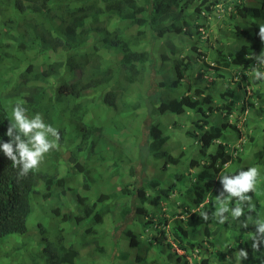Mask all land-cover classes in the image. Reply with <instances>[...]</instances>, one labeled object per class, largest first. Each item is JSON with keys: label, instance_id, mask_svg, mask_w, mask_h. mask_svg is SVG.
<instances>
[{"label": "trees", "instance_id": "16d2710c", "mask_svg": "<svg viewBox=\"0 0 264 264\" xmlns=\"http://www.w3.org/2000/svg\"><path fill=\"white\" fill-rule=\"evenodd\" d=\"M218 1L239 6V17L249 15L254 25L224 19L223 30L217 33L219 25L212 22V10ZM237 1L141 0L140 6L138 0H0V239L27 235L33 205L41 202V213H33L37 244L43 246L52 264H81L76 248L60 242L53 245L45 229L51 212L59 216L60 210L50 204L53 199L65 204L71 201L76 202L79 211L64 214L61 220L74 222L80 228L76 227L90 256L102 253L112 244L123 264H159L164 244L168 248L172 244L147 235L162 232L167 215L175 211V202L169 195L182 191L178 196L182 205L193 200L190 189H203L199 184L215 175L211 169L219 170L214 168L216 159L221 158L223 163L230 160L224 143L236 134L235 126L227 120L234 107L227 103V92L219 90L214 81H204L201 73L195 75L194 66L215 70L209 67L207 58L218 66L238 68L242 74L250 69L249 56L257 52L259 45L257 41L251 45L246 41L253 35L251 27L264 25V2L257 7L253 3L241 6ZM202 25H207L204 32L199 31ZM229 29H233V38L242 41L236 51L226 50L225 42L221 43L220 34ZM209 31L215 34L218 45L213 46L208 39ZM6 35L11 36L14 45L6 43ZM179 39L184 45L182 50L186 52L188 48L181 58L173 49L170 59L155 56L154 43L170 44ZM25 42L28 45L23 50L21 45ZM197 49L203 56L194 54ZM157 71L165 78L161 82L153 80ZM27 73L40 77V91H28L22 85ZM147 74L150 88L142 95L135 89L143 84ZM168 75H174V79L169 80ZM47 77L54 79L53 83L47 84ZM19 79L23 81L8 88ZM254 83L261 85L263 81L254 79ZM183 92L190 95L181 96ZM253 95L251 100L264 103V91L254 90ZM18 103L26 109L29 119L40 114L43 122L59 133L58 146L46 153L39 167L26 176L19 175L20 167L3 150L8 143L12 155L19 158L18 143H28L12 116ZM185 112L202 118L203 124H196L192 133H182L177 121V116ZM216 114H224L220 126L210 120ZM166 122L171 124L170 129ZM9 131L10 135H6ZM182 134L198 138L200 153L191 143L177 156L163 149L172 139L180 146ZM47 136L54 139L51 133ZM215 146L214 155L206 160L209 164H201L196 173H191L202 154ZM60 149L68 153L66 161ZM61 156L67 167L64 175L53 171L59 168ZM136 165L140 166V175L135 174ZM149 166L154 169L151 174ZM117 176H130L133 180L117 191L114 188L119 184L112 181ZM252 183L250 178L249 184ZM89 190L95 199L86 193ZM240 195L245 196L243 204L247 208L258 209L257 190L241 191ZM90 222L106 229L94 231L88 227ZM222 224L212 210L200 219L191 215L190 234L173 224L172 241L185 255L207 243L212 248L222 246L216 240V231ZM209 225L214 228H207ZM109 228L113 242H102ZM201 229L198 239L196 232ZM23 248L30 251V246ZM212 258L213 264H233L232 259L228 262L222 258L221 250ZM15 259V263L25 264L21 257ZM259 259L250 261L240 256L244 264H264V256ZM3 263L12 261L6 259ZM162 264L169 263L163 260ZM177 264H187L185 257H180ZM194 264L212 263L200 260Z\"/></svg>", "mask_w": 264, "mask_h": 264}, {"label": "clouds", "instance_id": "9594fccd", "mask_svg": "<svg viewBox=\"0 0 264 264\" xmlns=\"http://www.w3.org/2000/svg\"><path fill=\"white\" fill-rule=\"evenodd\" d=\"M141 0H138V3L141 5ZM238 4L241 3V6L249 5V3H253V6H260L263 4V0H239ZM238 7L235 4H228L223 1H218L214 5V9L212 10L215 15V19L212 22H215L219 25V30H215L217 33L223 30L222 20L226 19L229 22L239 21L244 25H254L249 15L240 18L238 14ZM242 8V7H241ZM244 10V9H242ZM44 22L43 20H41ZM208 25V24H207ZM207 25H202L199 31L204 32ZM50 25H46V28H49ZM250 31L253 33L251 37L248 38L247 43L250 45L257 41L258 50L252 56H249L251 59V66L249 70H245V73L242 74L238 68H225L222 66H218L212 63L209 59L206 58L209 67L215 68L212 70L208 68L207 70L199 69L197 64L194 66L195 75L198 73L202 74V78L204 81H214L216 87L223 91L227 92L226 99L227 103L233 106V112L227 115V120L230 124L234 125L236 128V134L227 137V141L224 143L228 148V153L230 154V160L228 162L223 163L221 158H217L214 163V168L219 169L217 172L214 169H211L215 172L213 177H208L203 180L201 184H199V189L195 188L190 189L191 194H193L194 199L182 205L178 200V196L182 193V191L175 190L169 195V199H172L175 202L176 209L172 214H168L165 225L160 229L162 232L148 234L147 237L153 239L152 237H160L164 242H170L172 246L170 248L166 247L164 244V248L161 249L160 257L158 259L159 264H162L163 260L168 261L169 264H177L180 257H185L187 264H194L195 262H199L200 260H206L208 263H212L214 258L212 256L215 255L216 251L221 250V256L223 259H229L228 262L232 259L233 264H244L243 261L240 260V256L248 257L249 260L262 259L264 256V159L261 158L262 151H264V103H258L256 100H251L254 98L253 91L259 90L264 91V25L256 26L255 28H250ZM233 29L225 30V32L221 33V43L225 42V49L229 50L235 48V51L242 45V41L236 40V38L232 37ZM209 40H211L212 45H218L216 43V36L212 34L210 31ZM207 34V35H208ZM205 36V35H204ZM11 36H5V41L7 44L14 45V42L10 40ZM21 49L25 50L27 42L22 43ZM26 44V45H25ZM16 46V45H15ZM184 45L179 42L172 41L170 44H160L154 43V54L161 59L162 56L170 59L173 55L170 53L173 51L176 52L177 55L181 58L186 52L182 50ZM172 47V48H171ZM195 55L201 54V50L197 49L194 53ZM162 62H159L158 65H161ZM167 62H165V65ZM0 66H2L0 64ZM28 75V76H27ZM26 75V82L22 85L28 89V91L36 92L40 91V87L43 85V82L38 81L31 73L30 77L29 73ZM169 80H172L173 77L170 75L167 76ZM250 77V79H249ZM261 77V78H260ZM165 78L163 73L154 72L153 80L156 82H161ZM254 79H262L263 83L260 85L254 83ZM144 82L142 85H139L137 90L142 95L145 94L146 90L150 88V81L148 74L144 78ZM23 81V79H19L16 82L12 83L8 88L12 87L15 84H19ZM54 79L51 77L46 78L47 84L53 83ZM204 85V84H203ZM133 91L130 89L129 92ZM183 95H190L187 92H183ZM135 101V99H132ZM248 103L253 104L251 107ZM218 106V105H216ZM252 110V111H251ZM26 109H24L19 103L13 108L12 116L13 119L18 126L19 130L28 137V143L25 144L23 142L18 143L17 145V156L12 155V147L10 144L5 143L3 145V150L5 154L9 157V159L13 162L14 165L20 167V176H26L29 171L38 168L40 163L43 160V157L50 150L55 149L58 145L57 142L59 140V133L57 129L53 128L51 125H46L40 114H36L34 118L29 119L25 115ZM224 114L215 115V118H210L212 123L217 125H221V119ZM185 118L182 121V118ZM202 118L195 116L192 112H185L180 117L177 116V121L180 122V129L186 131H190L192 133L194 126L196 124L202 125ZM259 121V122H258ZM92 122V121H91ZM95 120L93 121V123ZM101 125V123H99ZM93 125V124H92ZM98 125V126H100ZM103 127V126H102ZM203 129H208L207 126H203ZM195 131V130H194ZM47 133H51V136L54 138L53 140H49ZM6 135H10V131L6 132ZM182 137L185 141H189L193 145L195 152L200 153L201 144L198 142V138H187L185 134H182ZM168 142V141H167ZM163 149H166L165 146ZM218 140L215 143L218 144ZM228 142V144H227ZM170 144V143H169ZM251 145L252 149L246 151L245 146ZM180 147L178 153L174 154L172 147L169 149L170 154L173 156H177L183 148ZM215 147H210L206 150L205 154H202V157L198 159L197 166L193 168L191 173L197 172L199 170V166L201 164H209L206 160L210 156L212 157L215 153ZM170 148V147H167ZM177 148V147H176ZM66 148H64L65 150ZM167 150V149H166ZM62 155L64 151L62 149L59 150ZM68 154V153H67ZM64 153L65 161L68 159V155ZM221 163L222 166H221ZM66 165L63 163V158L61 156V164L59 168H55L53 171L58 172L60 175H64L66 170ZM138 168V169H137ZM135 174L140 175L139 170L140 166L136 165ZM123 172L125 170H122ZM260 176V183H258V177ZM117 178H120L117 176ZM122 178V177H121ZM124 178H128L131 182L133 179L130 176H125ZM161 178H164V174H161ZM250 178H253V183L249 184ZM194 181V178H193ZM91 189V188H90ZM96 189V188H94ZM81 190V186L79 187ZM197 190V191H196ZM258 191L260 196L258 209L254 207L247 208L243 201L245 196H241V191ZM89 195L93 198L92 190L87 191ZM95 199V198H94ZM54 203L57 202V205H54V209H59V216H56L55 213L51 212V218H49V223L45 226L46 234H48V240L53 244H57L56 242L63 243L65 245H71L78 250L79 257L81 258V264H98L97 260L101 262H105L107 264H123V260L118 257L117 252L112 250L111 246H106L104 251L99 254H95L90 256L88 253L89 248L83 247L82 235L81 231L79 233L78 227L74 222L68 220H61L62 215L77 213L79 210L77 209L76 202L72 204L71 201H67L65 204L61 200H53ZM61 204V207L59 205ZM47 204V203H45ZM49 206V204H47ZM61 208H66V212H62ZM51 211V209H49ZM212 210L213 215L223 223L219 229L216 231L217 239L222 246L211 247L209 243L206 244L205 247H201V249H191L190 253L185 255V251L176 246V244L172 241L171 233L173 232L172 225H177L182 231L188 233L191 230L188 228V218L191 215H194L198 219L202 218L206 212ZM54 211V210H53ZM53 215V216H52ZM207 219V216L204 217ZM62 222H67V224H63ZM84 222V221H81ZM42 224L45 225V221H42ZM89 228L97 231V230H105L106 227H103L102 224L95 225L93 222L89 223ZM91 225L93 226L91 228ZM79 228V227H78ZM207 228L213 229V225L207 226ZM80 229V228H79ZM197 229V228H195ZM159 230V231H160ZM188 231V232H187ZM203 230L197 231V238H201L199 235ZM188 233V235L190 234ZM105 236L102 237V242H113V237H111V229L107 231ZM237 235L235 239L234 236ZM120 236V235H119ZM118 236V237H119ZM17 237L7 238L8 244H16L13 239ZM20 240L21 238H17ZM196 239V237H195ZM35 246H30V251L26 252L21 260L25 261V264H52L49 262V257L47 253L43 250V246L39 245L38 253L34 254ZM54 251V249H52ZM152 252V251H151ZM150 254V251L148 252ZM133 256V255H132ZM16 259H12V263L9 264H22L15 263ZM184 260V258H182ZM218 261L219 259L216 258ZM131 261V260H130ZM235 261V262H234ZM219 262V261H218ZM157 263V261L155 262ZM0 264H4L3 260L0 258Z\"/></svg>", "mask_w": 264, "mask_h": 264}, {"label": "rangeland", "instance_id": "374dc122", "mask_svg": "<svg viewBox=\"0 0 264 264\" xmlns=\"http://www.w3.org/2000/svg\"><path fill=\"white\" fill-rule=\"evenodd\" d=\"M170 77H173V75H170ZM174 79V77H173ZM178 92L176 91V94L175 96H177ZM174 118H176L175 116H173ZM184 117L182 118V121H184ZM168 120V119H167ZM168 124V128L170 129L171 127V124L169 122H166ZM181 132L183 133L182 129H181ZM179 138V136H178ZM170 143V144H169ZM179 143H180V146L181 148H183V150H186L187 149V146L189 144V141H185L184 138L182 137L181 141L179 140ZM167 147H170V148H167ZM171 147H172V150L174 152V154L178 153L179 150H180V147L176 146L175 145V140L172 139V143L171 142H167L165 148L169 151V149L171 150ZM177 147V148H176ZM246 148V151H248L249 149H252V146L251 145H248V146H245ZM171 152V151H170ZM138 169V168H137ZM148 170L150 172V174L152 173V170H154L152 167H148ZM144 174H147L146 172H144ZM260 176L258 177V183H260ZM264 178H262L263 180ZM114 183H117L119 184V187H116L114 188L115 190L117 191H120V188L122 187V185H124L125 183H130V181L128 180V178H115L114 180H112ZM94 183H98V180L95 182L94 180ZM112 183V184H114ZM91 189H94V187H92ZM87 193V192H86ZM53 200H56V199H53ZM51 205L52 204H56L57 205V202L56 203H50ZM42 203L41 202H35L34 205H33V212L30 214L28 220H27V235L25 236H22V237H17V236H12V237H17V238H21L20 240H18L17 238H14L13 241L16 243V244H8L7 243V240L5 239H0V258L2 260H6V259H15L17 257H22L25 253H26V249L24 250L23 247H28V246H35V253H38V249H39V245L37 244V239L35 237V232L37 231V225H36V221H35V218L36 216L33 215L34 212H38V213H41V207ZM55 205V206H56ZM60 207H61V204L59 203ZM43 206V205H42ZM45 206L47 207V204H45ZM62 212H66V208H61ZM117 209L115 210V213L113 214L114 218L116 217L117 215ZM112 216V217H113ZM115 221V219H114ZM85 222V221H84ZM63 224H67V222H62V225ZM86 225H84L83 228H85ZM89 227V225H88ZM234 238L236 239L237 238V235L234 236ZM23 244H25L24 246H22ZM98 264H107L105 262H101L100 260H97Z\"/></svg>", "mask_w": 264, "mask_h": 264}]
</instances>
